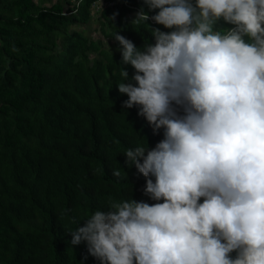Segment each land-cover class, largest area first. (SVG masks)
Returning <instances> with one entry per match:
<instances>
[{
    "label": "trees",
    "instance_id": "1",
    "mask_svg": "<svg viewBox=\"0 0 264 264\" xmlns=\"http://www.w3.org/2000/svg\"><path fill=\"white\" fill-rule=\"evenodd\" d=\"M126 1L0 0V264H264L259 0Z\"/></svg>",
    "mask_w": 264,
    "mask_h": 264
},
{
    "label": "rangeland",
    "instance_id": "2",
    "mask_svg": "<svg viewBox=\"0 0 264 264\" xmlns=\"http://www.w3.org/2000/svg\"><path fill=\"white\" fill-rule=\"evenodd\" d=\"M70 2H73V0H69ZM56 2H60L64 9H67L68 5H67V1L66 0H46L45 2V6L49 7L51 5H53ZM263 5L260 7V9L264 8V2L262 3ZM101 7V3H99V8ZM96 9L92 7V13H95ZM73 30H77V31H83L86 35H89L91 38H101V34L98 31V25L96 22L94 21H90L88 24L83 25V26H74ZM107 48L110 49V47L107 45Z\"/></svg>",
    "mask_w": 264,
    "mask_h": 264
},
{
    "label": "built area",
    "instance_id": "3",
    "mask_svg": "<svg viewBox=\"0 0 264 264\" xmlns=\"http://www.w3.org/2000/svg\"><path fill=\"white\" fill-rule=\"evenodd\" d=\"M123 4L126 5V6H128V5H127V2L124 1V0H123ZM109 5L112 6V3H110ZM262 10H263V9H259L258 12H257V14H256V16H255L254 19H253V20L255 21L256 24H260V23H259V19H258V17H259V15H260V13H261ZM261 34L264 35V32H261Z\"/></svg>",
    "mask_w": 264,
    "mask_h": 264
},
{
    "label": "crops",
    "instance_id": "4",
    "mask_svg": "<svg viewBox=\"0 0 264 264\" xmlns=\"http://www.w3.org/2000/svg\"><path fill=\"white\" fill-rule=\"evenodd\" d=\"M264 2V0H259V3H258V9H260V7L262 6V3ZM264 10V8H263Z\"/></svg>",
    "mask_w": 264,
    "mask_h": 264
},
{
    "label": "clouds",
    "instance_id": "5",
    "mask_svg": "<svg viewBox=\"0 0 264 264\" xmlns=\"http://www.w3.org/2000/svg\"><path fill=\"white\" fill-rule=\"evenodd\" d=\"M124 1H126V0H124ZM126 2H127V1H126ZM135 11L139 13L138 9H136ZM139 14H140V13H139ZM261 32H264V29H261L260 33H261ZM261 35H262V34H261ZM262 36H264V35H262Z\"/></svg>",
    "mask_w": 264,
    "mask_h": 264
},
{
    "label": "bare ground",
    "instance_id": "6",
    "mask_svg": "<svg viewBox=\"0 0 264 264\" xmlns=\"http://www.w3.org/2000/svg\"><path fill=\"white\" fill-rule=\"evenodd\" d=\"M67 1V0H66ZM103 2V1H102ZM81 4V3H80ZM104 5V3H103ZM263 5V4H262ZM94 16V15H93ZM96 17V16H95ZM92 19V18H91ZM262 27V26H261ZM182 30V29H181ZM231 30V29H230ZM184 34V33H183ZM195 35V34H194ZM199 36V35H198ZM227 36V35H226ZM192 37V36H191ZM218 38V37H217ZM203 42V41H202ZM205 53V52H204ZM204 56V55H203Z\"/></svg>",
    "mask_w": 264,
    "mask_h": 264
}]
</instances>
